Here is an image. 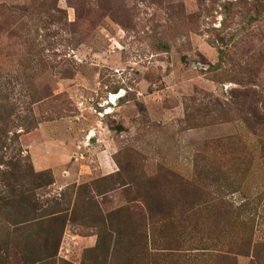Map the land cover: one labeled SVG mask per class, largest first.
Segmentation results:
<instances>
[{
  "label": "rangeland",
  "instance_id": "obj_1",
  "mask_svg": "<svg viewBox=\"0 0 264 264\" xmlns=\"http://www.w3.org/2000/svg\"><path fill=\"white\" fill-rule=\"evenodd\" d=\"M254 2L0 0V106L39 121L15 130L34 172L52 176L39 202L63 198L78 212L57 264H100L107 213L133 264H264V126L242 121L264 116V0ZM236 142L246 155L231 153ZM204 164L229 185H210L203 204ZM211 205L228 213L212 256L200 250ZM237 243L248 254L229 255ZM2 262L21 264L0 247Z\"/></svg>",
  "mask_w": 264,
  "mask_h": 264
},
{
  "label": "trees",
  "instance_id": "obj_2",
  "mask_svg": "<svg viewBox=\"0 0 264 264\" xmlns=\"http://www.w3.org/2000/svg\"><path fill=\"white\" fill-rule=\"evenodd\" d=\"M255 0L254 3H256ZM255 5V4H254ZM53 11L62 14L57 9L56 4L52 8ZM227 52L220 51V60ZM44 98H39L31 104L41 102ZM216 101V100H215ZM233 103H224L220 108L225 110ZM4 106V107H3ZM9 110H8V109ZM16 106L12 104L0 106V144L3 145L4 151L0 149V195L4 191L7 195L0 196V247H2L4 260H8L9 255L16 250L19 262L21 264H57L55 257L57 255L58 247L64 228L68 222H75L77 218V208L68 207V201L60 199L52 202H47L45 205L36 197V191L44 187L50 186L53 183L50 172L44 171L40 173L34 172L29 163L28 156L22 154V150L18 147V136L15 133L17 128L22 132H29L38 124V120L32 114V109H27V115L18 117V121L12 120L13 111ZM207 112H217L214 109H207ZM220 112H223L219 109ZM250 118H243V122L250 125L264 126V116H259L254 112H250ZM239 145V146H237ZM239 142L235 143L236 151L230 149L231 153L244 152L246 149L244 145L241 147ZM244 149V151H243ZM16 152H13V151ZM259 150L264 158V137L261 136L259 141ZM6 152H13L11 156L7 157ZM246 162V161H245ZM242 162H238L237 167L241 168ZM198 171V180H200L201 192L199 195L203 204L206 203V188L210 185L221 184L227 186L228 178L224 176L221 169L213 168L208 165H200L196 167ZM243 173V170L241 174ZM108 176L104 180H111ZM61 196V195H60ZM76 198L79 195L76 194ZM60 201V202H59ZM209 202V201H208ZM88 203V202H87ZM67 207H62V205ZM74 205V204H73ZM90 205V203H88ZM215 206V205H214ZM213 205L207 211L201 212V229L204 231L206 237L200 241V250L202 252L210 251L211 256L218 251L220 235L228 233L227 224L220 225L222 221L228 217L227 212H223L222 208L214 210ZM203 211V210H202ZM69 212V213H68ZM82 215L84 210L81 212ZM117 214V212H116ZM115 213H107L104 217L99 219L100 223H104L102 229L97 233L96 251L102 253L103 260L100 264H109L112 255H115L119 261L117 264H133L127 261V258H120L119 252L116 251L118 245L117 235L120 231L117 228V221L113 220ZM98 222V221H97ZM215 228V230H214ZM217 228V230H216ZM232 245V252L229 255L239 254L246 255L250 251V245L246 243L229 244ZM94 250V251H95ZM235 250L238 253H233ZM14 255V253H13ZM113 258V257H111ZM229 259V258H228ZM232 261V259H230ZM2 264H5L2 262Z\"/></svg>",
  "mask_w": 264,
  "mask_h": 264
},
{
  "label": "bare ground",
  "instance_id": "obj_3",
  "mask_svg": "<svg viewBox=\"0 0 264 264\" xmlns=\"http://www.w3.org/2000/svg\"><path fill=\"white\" fill-rule=\"evenodd\" d=\"M113 99H114V98H113V97H111V98H110V100H109V102H112V100H113Z\"/></svg>",
  "mask_w": 264,
  "mask_h": 264
},
{
  "label": "crops",
  "instance_id": "obj_4",
  "mask_svg": "<svg viewBox=\"0 0 264 264\" xmlns=\"http://www.w3.org/2000/svg\"><path fill=\"white\" fill-rule=\"evenodd\" d=\"M88 240H90V239H88Z\"/></svg>",
  "mask_w": 264,
  "mask_h": 264
}]
</instances>
